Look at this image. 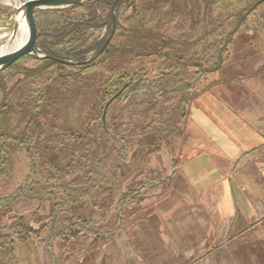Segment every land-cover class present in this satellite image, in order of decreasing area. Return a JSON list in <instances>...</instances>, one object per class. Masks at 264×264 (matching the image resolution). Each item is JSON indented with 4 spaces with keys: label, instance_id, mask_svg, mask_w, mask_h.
Returning a JSON list of instances; mask_svg holds the SVG:
<instances>
[{
    "label": "rangeland",
    "instance_id": "obj_1",
    "mask_svg": "<svg viewBox=\"0 0 264 264\" xmlns=\"http://www.w3.org/2000/svg\"><path fill=\"white\" fill-rule=\"evenodd\" d=\"M26 1L0 0V48L12 44L15 7ZM256 1L122 0L114 52L95 65L57 69L23 57L0 74V264L202 257L197 244L214 236L212 225L185 222L180 212L165 225V182L184 160L187 116L200 97L239 68L242 75L251 70L249 54L261 49L264 28V3L252 9ZM104 14L97 10L84 50L106 36ZM34 49L44 56L36 34ZM174 194L173 202L182 195ZM258 252L252 257L242 241L220 264H264V247ZM201 259L194 264H218Z\"/></svg>",
    "mask_w": 264,
    "mask_h": 264
},
{
    "label": "crops",
    "instance_id": "obj_2",
    "mask_svg": "<svg viewBox=\"0 0 264 264\" xmlns=\"http://www.w3.org/2000/svg\"><path fill=\"white\" fill-rule=\"evenodd\" d=\"M259 40V52L245 50L251 70L242 75L239 68L226 82L221 80L188 114L184 160L165 182L164 224L180 212L185 222L212 225L214 236L197 246L201 258L213 257L218 264L225 250L242 241L252 257L264 247V28ZM227 96L235 102L228 103ZM176 192L182 195L173 202ZM201 258L184 256V264Z\"/></svg>",
    "mask_w": 264,
    "mask_h": 264
},
{
    "label": "trees",
    "instance_id": "obj_3",
    "mask_svg": "<svg viewBox=\"0 0 264 264\" xmlns=\"http://www.w3.org/2000/svg\"><path fill=\"white\" fill-rule=\"evenodd\" d=\"M114 1L115 0H92L77 7L35 12L34 22L36 29V48L40 49V51L44 54L45 57L50 58V59H43L41 61L42 62L44 61V63H47V65L54 66L57 69L82 71L95 65L97 62L100 61V58L105 56L106 54H111L112 52H114L109 42V44L104 49V51L96 59L83 66H64L62 64L55 63L51 60V59H60V60L68 59V60H75L77 62H83L85 61L86 56L89 52H92L93 54L96 55L97 52L100 50L101 46L103 45L105 39L110 33L111 6ZM121 2L122 0H120L116 5V20H115L116 29L118 27V22H117L118 8ZM263 3L264 0H257L256 3L252 6V9L256 8L258 5H261ZM100 8L105 13L102 17L101 24H103V26L106 28L107 34L100 41L93 42L90 46V49L86 51L83 49V46L86 44L89 38L88 30L91 28L96 29L98 27V22L100 20V17L97 15V10ZM74 10H79V11L83 10L86 13L85 18H82V16L71 15L70 14L71 11ZM242 19L243 17L240 18V20ZM45 20L47 21L48 28L43 27V29L41 30L42 22L43 21L45 22ZM60 27H64L63 29H65V31H68V35L63 32L62 28L60 30ZM236 29H234L231 32V35L236 31ZM66 37L68 40L64 39ZM58 48H60V50H58ZM95 55H93V57ZM5 71L0 72V74H2ZM1 148L2 145L0 144V149ZM1 164H2V160L0 161V165ZM55 226H56L55 224L54 225L49 224L47 227L53 228ZM77 226L79 227V225H76L75 223L71 225L70 228L73 227L76 228ZM55 238L56 239H52V240L53 241L58 240L60 238V235H57Z\"/></svg>",
    "mask_w": 264,
    "mask_h": 264
},
{
    "label": "water",
    "instance_id": "obj_4",
    "mask_svg": "<svg viewBox=\"0 0 264 264\" xmlns=\"http://www.w3.org/2000/svg\"><path fill=\"white\" fill-rule=\"evenodd\" d=\"M92 0H28L21 4L16 12H21L23 21L26 27L27 31V40L25 44L17 49L16 51L5 55L3 57H0V72L7 70L10 66H12L14 63H16L19 59L23 57H32L33 59H50L45 56H39L36 54L34 46H35V22H34V13L38 10H54V9H65L70 7H77L81 6L87 2H90ZM120 0H115L111 6V30L109 36L104 41L103 45L101 46L100 50L97 52V54L91 58L90 60H86L83 62H77V61H65V60H59V59H51L55 63L62 64L64 66H83L94 59H96L107 47L109 42L112 39L114 30H115V20H116V5ZM116 96H114L105 106L103 110L102 119L105 116L106 109L109 106L110 102H112Z\"/></svg>",
    "mask_w": 264,
    "mask_h": 264
},
{
    "label": "bare ground",
    "instance_id": "obj_5",
    "mask_svg": "<svg viewBox=\"0 0 264 264\" xmlns=\"http://www.w3.org/2000/svg\"><path fill=\"white\" fill-rule=\"evenodd\" d=\"M19 6L20 5H17L15 9L17 10ZM15 20H16V23L18 24L19 31L17 32L15 38L13 39L12 44L11 45L9 44L10 46L4 45L0 48V57L8 55L16 51L17 49L21 48L27 40V31H26V27H25L21 12L16 13Z\"/></svg>",
    "mask_w": 264,
    "mask_h": 264
}]
</instances>
